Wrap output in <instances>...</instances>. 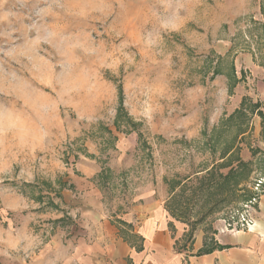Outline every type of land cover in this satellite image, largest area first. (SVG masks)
Masks as SVG:
<instances>
[{
  "label": "rangeland",
  "instance_id": "1",
  "mask_svg": "<svg viewBox=\"0 0 264 264\" xmlns=\"http://www.w3.org/2000/svg\"><path fill=\"white\" fill-rule=\"evenodd\" d=\"M46 25L57 39L35 44ZM69 44L84 46L72 79L86 70L87 83L65 95ZM7 73L53 111L41 148L7 170L0 159V237H37L27 251L0 244V264L48 263L72 231L89 244L79 220L96 204L123 229L122 219L162 201L165 215L211 234L264 179V0H0ZM0 104L37 119L2 82Z\"/></svg>",
  "mask_w": 264,
  "mask_h": 264
},
{
  "label": "crops",
  "instance_id": "2",
  "mask_svg": "<svg viewBox=\"0 0 264 264\" xmlns=\"http://www.w3.org/2000/svg\"><path fill=\"white\" fill-rule=\"evenodd\" d=\"M98 209L96 204L79 220L90 243L76 227L66 249L50 246L51 259L45 264H264V194L256 207L254 227L237 233L223 232L221 224L214 225L211 234L190 230L179 222L182 218L165 215L158 200L122 219L128 230L117 229Z\"/></svg>",
  "mask_w": 264,
  "mask_h": 264
},
{
  "label": "clouds",
  "instance_id": "3",
  "mask_svg": "<svg viewBox=\"0 0 264 264\" xmlns=\"http://www.w3.org/2000/svg\"><path fill=\"white\" fill-rule=\"evenodd\" d=\"M96 10V9H93ZM52 9L43 10L40 15L45 18L52 15ZM48 36L46 40L38 39L35 44L42 42L52 43L55 41L59 33L55 30L54 25H46ZM77 47H84L81 44H69L62 53L67 57L66 62L62 65L65 69L66 80L64 83L65 95H70L73 91L85 88L87 83L86 70L81 73L77 79H72L73 71V51ZM18 50L13 49L7 54L13 56ZM36 71H42L41 66L36 67ZM4 88L8 92L21 96L26 103H30L37 119H31L24 115L23 112L17 110L14 106L0 104V159L4 160L5 170H7V162L15 160L20 153L25 150H36L41 148L50 135L48 128V119L53 111V106L48 103L45 98L37 97V93L31 89L28 81L17 76L15 73H7L0 78ZM37 241V237L31 234L13 235L11 233L4 237H0V244L6 245L10 250L16 251L21 247L25 251L31 249Z\"/></svg>",
  "mask_w": 264,
  "mask_h": 264
},
{
  "label": "built area",
  "instance_id": "4",
  "mask_svg": "<svg viewBox=\"0 0 264 264\" xmlns=\"http://www.w3.org/2000/svg\"><path fill=\"white\" fill-rule=\"evenodd\" d=\"M264 185V179L257 181L254 186V193L252 198L245 202L240 209H232V211L221 220L223 232L237 233L240 231H249L255 225V212L256 207L260 201V194L262 192V186Z\"/></svg>",
  "mask_w": 264,
  "mask_h": 264
},
{
  "label": "trees",
  "instance_id": "5",
  "mask_svg": "<svg viewBox=\"0 0 264 264\" xmlns=\"http://www.w3.org/2000/svg\"><path fill=\"white\" fill-rule=\"evenodd\" d=\"M170 212H171V214H172L174 217L182 218V215L180 216V215H177L176 213H174V212H172V211H170ZM121 224H125V223H121Z\"/></svg>",
  "mask_w": 264,
  "mask_h": 264
}]
</instances>
